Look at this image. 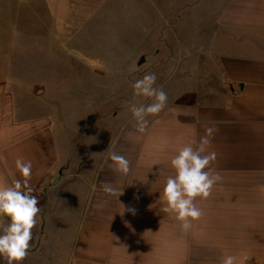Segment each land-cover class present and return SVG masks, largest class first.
Wrapping results in <instances>:
<instances>
[{"label": "crops", "instance_id": "0c3cea01", "mask_svg": "<svg viewBox=\"0 0 264 264\" xmlns=\"http://www.w3.org/2000/svg\"><path fill=\"white\" fill-rule=\"evenodd\" d=\"M167 1L140 0L135 49L149 65L164 58L161 35L171 28L161 18L178 15L177 0ZM128 2L0 0V183L22 180L15 161H31L40 207L22 264H221L226 255L264 264V0L216 2L206 53L218 86L192 102L182 100L190 93L168 100L143 133L123 84L138 76L130 43L113 48L106 73L86 52L73 62L78 76L62 71L65 50L81 51L85 34L108 29L91 24L97 9L128 15ZM212 126L211 168L222 180L196 198L203 215L185 232L160 197L175 174L171 158ZM111 150L130 160L127 176L105 164Z\"/></svg>", "mask_w": 264, "mask_h": 264}, {"label": "clouds", "instance_id": "9594fccd", "mask_svg": "<svg viewBox=\"0 0 264 264\" xmlns=\"http://www.w3.org/2000/svg\"><path fill=\"white\" fill-rule=\"evenodd\" d=\"M156 79L154 73H147L131 84L134 97L151 101L129 105L136 122V130L140 133H143L149 125L147 117L158 115L167 106V93L155 87ZM218 131L219 129L214 126L207 127L205 135L199 140L192 139L182 146L170 160L175 174L166 179L160 197L165 204L162 211L175 214L185 232L192 228L193 221L199 220L203 215L202 209L197 207L196 198L207 199L213 187L222 180L220 173L211 168L217 153L208 150ZM105 164L123 176H127L131 170L130 160L115 150L109 151ZM15 167L23 179H17L10 185L0 183V221L4 218L8 221L0 222V259L6 264H22L27 258L30 242L33 240L32 230L37 224L40 213L39 201L32 194L33 188L29 183L32 176L31 161L25 162L22 158H18ZM96 187L97 185L93 184L92 190L95 191ZM100 187L107 195H117L118 190L111 182L102 181ZM122 194L121 192L118 197ZM128 211L135 214V209ZM221 264H238V260L234 255H226L221 259Z\"/></svg>", "mask_w": 264, "mask_h": 264}, {"label": "rangeland", "instance_id": "374dc122", "mask_svg": "<svg viewBox=\"0 0 264 264\" xmlns=\"http://www.w3.org/2000/svg\"><path fill=\"white\" fill-rule=\"evenodd\" d=\"M217 1L177 0L178 15L161 18L162 26L164 28L170 26L171 30L168 32V29H165L167 32L161 35V41L166 45V49L163 51L162 64L157 65H149L145 56L136 53L135 46L138 41L135 30H137L139 19L140 0H129L128 15L125 11L115 13L110 12L109 9H97V15L92 17L91 24L98 28L104 26L108 29H104V31L96 29V31L85 34L89 37V44L81 47V51L75 48L65 50V64L62 67L63 76L68 78L78 76L79 72L73 62L78 56H85L84 52L90 53L91 57L97 62L96 66L91 68L96 67L98 73H106L104 71L110 70L111 66L105 65V59L116 54L113 49L116 45L127 42L133 46L130 52L137 63L133 72L138 74L134 77L133 73H130L129 82L127 84L123 83L124 87L128 86L130 103L141 104L147 101L142 97H134L131 87L135 80L142 78L147 73L156 75L155 87L165 91L169 101L176 95L190 93L185 95L182 100L192 102L197 94L218 86L217 80L214 79L217 72L214 60L210 59V56L206 53L219 20L217 13L214 11ZM126 20L128 31L125 30ZM46 50L48 56L53 55L55 57L52 48ZM67 77L66 80H68ZM98 83L103 85L105 81ZM86 107L87 105H84L83 109L85 110ZM80 120H83V116L80 117Z\"/></svg>", "mask_w": 264, "mask_h": 264}, {"label": "built area", "instance_id": "2783aa9c", "mask_svg": "<svg viewBox=\"0 0 264 264\" xmlns=\"http://www.w3.org/2000/svg\"><path fill=\"white\" fill-rule=\"evenodd\" d=\"M32 187V186H31ZM33 188V195H35L38 199V190L35 188V187H32Z\"/></svg>", "mask_w": 264, "mask_h": 264}]
</instances>
